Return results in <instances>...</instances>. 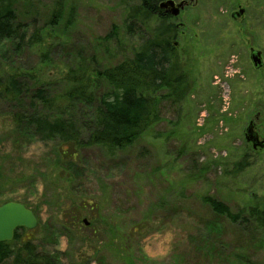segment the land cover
Masks as SVG:
<instances>
[{"label":"rangeland","instance_id":"obj_1","mask_svg":"<svg viewBox=\"0 0 264 264\" xmlns=\"http://www.w3.org/2000/svg\"><path fill=\"white\" fill-rule=\"evenodd\" d=\"M237 1L251 10L243 28L222 12ZM259 1L199 0L167 20L182 24L171 41L189 91L178 106L162 100L159 122L115 156L89 147L77 161L56 164L57 141L12 129L0 103V177L9 180H0V204L20 202L35 213L39 224L30 238L38 250L56 264H264V232L216 215L204 201L214 198L233 212L264 207V147L252 149L244 139L249 122L264 138ZM58 3L64 18L50 27ZM14 9L18 21L41 30L43 43L16 53L11 42L0 45V71L34 68L56 89L78 53L113 66L132 56L156 25L128 34L122 0H30ZM113 27L116 40H104ZM249 47L261 51L260 70Z\"/></svg>","mask_w":264,"mask_h":264},{"label":"trees","instance_id":"obj_2","mask_svg":"<svg viewBox=\"0 0 264 264\" xmlns=\"http://www.w3.org/2000/svg\"><path fill=\"white\" fill-rule=\"evenodd\" d=\"M28 1L0 0V45L11 42L15 53L43 43L40 29L34 25L30 29L16 17L14 6ZM122 1L127 5L128 34L140 32L156 20L132 56L103 67L95 57L88 60L78 53L65 66L58 89L42 80L41 71L34 68L0 71V103L7 108V122L12 129L30 134L39 142L57 141L53 153L56 164L77 161L79 153L89 147H98L107 156L128 149L159 122L162 100L178 106L189 91L188 76L171 41L174 27L156 16L157 0ZM62 13L61 5L56 4L48 26H58L64 18ZM117 34L113 27L103 39L116 40ZM40 57L48 61L46 52ZM244 167L240 164L241 169ZM0 180L1 184L9 182L8 176ZM204 201L216 215L264 232V207L256 204L233 212L214 198L206 197ZM82 202L79 209L87 206V201ZM36 228L16 229L12 241L0 242V264H56L51 254L38 250L32 242L30 237Z\"/></svg>","mask_w":264,"mask_h":264},{"label":"water","instance_id":"obj_3","mask_svg":"<svg viewBox=\"0 0 264 264\" xmlns=\"http://www.w3.org/2000/svg\"><path fill=\"white\" fill-rule=\"evenodd\" d=\"M189 4L188 0H181L175 3L173 0H163L158 3L159 8L165 9L172 16H177L184 6ZM251 61L255 68L262 65L260 53L253 51ZM247 140L253 142V147L261 146V142L255 141L251 133V127L246 130ZM37 226V218L32 210L23 203L6 201L0 204V242H9L14 237V231L18 228L32 230Z\"/></svg>","mask_w":264,"mask_h":264},{"label":"flooded vegetation","instance_id":"obj_4","mask_svg":"<svg viewBox=\"0 0 264 264\" xmlns=\"http://www.w3.org/2000/svg\"><path fill=\"white\" fill-rule=\"evenodd\" d=\"M160 1H163V0H157V11L155 12L156 16L158 17H161L163 19H165L166 21L171 19V18H175L177 17L185 8H195L196 6H198L199 4V0H188L189 1V4L187 6H184L183 9L180 10L179 14L177 16H172L169 12H167L165 9L163 8H159L158 7V3ZM175 3L179 2V1H176V0H173ZM181 1V0H180ZM257 3H260L259 0H256ZM252 3H254L253 1H251ZM255 6L257 7V4L255 2ZM253 10H256L255 8H253ZM224 13V16L226 17V22L227 19L232 22V23H236L238 26H243L246 25L248 22L251 23V20H249V15H250V12L251 10L249 9V6H242L238 1L237 2H234L231 7H228L226 8L224 11H222ZM167 23L169 24H172L170 23L169 21H167ZM174 29H178L179 27L182 26V24H172ZM249 59L251 61V54L253 51H258L260 53V57H261V60H262V54H261V51L259 49H256L254 47H249ZM252 63V61H251ZM262 65H263V60H262ZM262 65L258 68H255L253 66V63H252V66L255 70H260L262 68ZM251 127V135L253 136V138L255 139V141L257 142H261L262 145L261 146H256L255 148L253 147V142L250 141V140H247V133H246V130L248 127ZM244 139L247 143H249L252 147V149H262L264 147V138L260 139L259 138V134L256 132L255 130V127L253 125L252 122H249L247 127L245 128V131H244Z\"/></svg>","mask_w":264,"mask_h":264}]
</instances>
